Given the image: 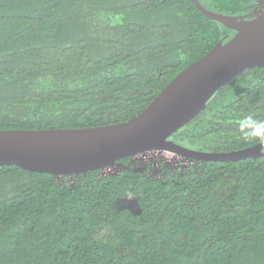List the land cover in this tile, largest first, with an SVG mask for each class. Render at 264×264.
Here are the masks:
<instances>
[{"label":"trees","instance_id":"trees-1","mask_svg":"<svg viewBox=\"0 0 264 264\" xmlns=\"http://www.w3.org/2000/svg\"><path fill=\"white\" fill-rule=\"evenodd\" d=\"M200 1L230 15L257 2ZM231 31L192 0H0V129L128 120ZM248 114L264 119V67L230 79L170 138L251 147L236 129ZM113 166L0 165V264H264V155Z\"/></svg>","mask_w":264,"mask_h":264},{"label":"water","instance_id":"water-1","mask_svg":"<svg viewBox=\"0 0 264 264\" xmlns=\"http://www.w3.org/2000/svg\"><path fill=\"white\" fill-rule=\"evenodd\" d=\"M208 18L230 30L198 60L179 72L137 115L85 127L0 129V165L54 175L108 168L123 158L168 151L196 161L242 160L264 155L260 144L206 152L170 137L196 117L211 97L247 68L264 67V0L246 14L230 15L192 0Z\"/></svg>","mask_w":264,"mask_h":264},{"label":"rangeland","instance_id":"rangeland-1","mask_svg":"<svg viewBox=\"0 0 264 264\" xmlns=\"http://www.w3.org/2000/svg\"><path fill=\"white\" fill-rule=\"evenodd\" d=\"M161 161L168 164L175 163V165L182 170H185L191 164V160L185 159L177 154L168 151H152L133 157V162L140 168H144L149 164L157 167ZM113 169H116L115 166L106 168L105 171H113ZM118 205L134 207L135 201L122 199L118 201Z\"/></svg>","mask_w":264,"mask_h":264},{"label":"clouds","instance_id":"clouds-1","mask_svg":"<svg viewBox=\"0 0 264 264\" xmlns=\"http://www.w3.org/2000/svg\"><path fill=\"white\" fill-rule=\"evenodd\" d=\"M239 138L244 141H256L264 146V119L254 114L243 116L236 125ZM132 196H129L131 198Z\"/></svg>","mask_w":264,"mask_h":264},{"label":"flooded vegetation","instance_id":"flooded-vegetation-1","mask_svg":"<svg viewBox=\"0 0 264 264\" xmlns=\"http://www.w3.org/2000/svg\"><path fill=\"white\" fill-rule=\"evenodd\" d=\"M254 8H255V7H254ZM251 11H252V10H251ZM251 11H249V12H251ZM245 14H246V13H245ZM231 33L234 34L235 32L232 30ZM179 156H180V155H179ZM181 157H183V156H181ZM183 158H185V157H183ZM185 159H188V158H185ZM189 160H191V159H189ZM191 161H193V160H191ZM174 166H176L175 163H174ZM156 171H158V170H156Z\"/></svg>","mask_w":264,"mask_h":264},{"label":"built area","instance_id":"built-area-1","mask_svg":"<svg viewBox=\"0 0 264 264\" xmlns=\"http://www.w3.org/2000/svg\"><path fill=\"white\" fill-rule=\"evenodd\" d=\"M112 166H113V165H111V166H109V167H112ZM109 167H108V168H109ZM113 170H114V169H113ZM107 172H112V171H107Z\"/></svg>","mask_w":264,"mask_h":264}]
</instances>
